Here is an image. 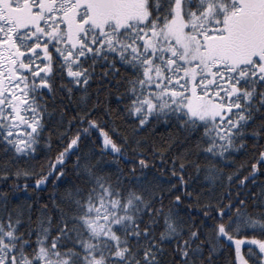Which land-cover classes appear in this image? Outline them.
I'll use <instances>...</instances> for the list:
<instances>
[{
    "label": "snow or ice",
    "instance_id": "6c2138e0",
    "mask_svg": "<svg viewBox=\"0 0 264 264\" xmlns=\"http://www.w3.org/2000/svg\"><path fill=\"white\" fill-rule=\"evenodd\" d=\"M0 180V264H264V0H0Z\"/></svg>",
    "mask_w": 264,
    "mask_h": 264
},
{
    "label": "trees",
    "instance_id": "16d2710c",
    "mask_svg": "<svg viewBox=\"0 0 264 264\" xmlns=\"http://www.w3.org/2000/svg\"><path fill=\"white\" fill-rule=\"evenodd\" d=\"M113 107H115V102L113 101ZM169 131V129L163 127V126H158L155 128V136L156 137H165L167 132ZM155 139V138H153ZM251 143V142H249ZM41 158H44L43 157V154L41 157H37V160L41 159ZM244 157H243V154L241 156H238V157H234V159L239 162L240 160H242ZM161 177H162V180L163 179H166L167 177L165 176L164 173H161ZM4 181L3 180H0V184H3ZM173 183H175V181H173ZM162 187H166L167 185L163 184L161 185ZM49 192V189L48 188H45V189H42L41 192L39 193L40 195H44L46 196ZM28 195H31V191L28 193ZM188 203H191V202H188ZM193 215H195V213H193Z\"/></svg>",
    "mask_w": 264,
    "mask_h": 264
}]
</instances>
